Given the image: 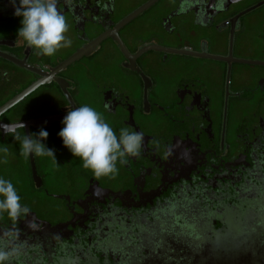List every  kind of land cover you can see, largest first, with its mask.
<instances>
[{"label": "flooded vegetation", "instance_id": "af4514ba", "mask_svg": "<svg viewBox=\"0 0 264 264\" xmlns=\"http://www.w3.org/2000/svg\"><path fill=\"white\" fill-rule=\"evenodd\" d=\"M57 7L71 46L37 56L16 42L22 17L0 0V107L48 82L0 115L9 149L0 177L29 209L16 220L0 214L8 264H264V0ZM83 105L117 136L143 135L115 179L85 170L58 135ZM4 125L21 137L43 127L57 163L24 159Z\"/></svg>", "mask_w": 264, "mask_h": 264}, {"label": "clouds", "instance_id": "9594fccd", "mask_svg": "<svg viewBox=\"0 0 264 264\" xmlns=\"http://www.w3.org/2000/svg\"><path fill=\"white\" fill-rule=\"evenodd\" d=\"M15 15L22 17V27L18 29V39L32 49L37 56H54L60 49L71 46L66 36L69 25L65 15L58 9V0H11ZM58 135L72 155L82 161L85 170L97 177L115 179L119 173L117 163H127L130 156H138L143 143L140 132L121 128L119 136L94 108L83 105L69 109ZM19 127H24L22 123ZM7 135H12L20 144V155L51 157L57 163L55 150L48 148L43 141L49 133L42 127L38 133L19 134L13 125L3 126ZM0 163H7L8 147L0 148ZM0 214L7 213L12 220L27 214L29 209L22 205L21 197L13 183L0 177ZM11 253L0 247V264H8Z\"/></svg>", "mask_w": 264, "mask_h": 264}, {"label": "water", "instance_id": "95a60500", "mask_svg": "<svg viewBox=\"0 0 264 264\" xmlns=\"http://www.w3.org/2000/svg\"><path fill=\"white\" fill-rule=\"evenodd\" d=\"M153 3H149L148 5L144 6L141 10H139L138 12H136L135 14L130 15L126 20H125V24L130 22L131 20H133L135 17H137L141 12L145 11L148 7H150ZM121 25H124V23H122ZM103 39V38H102ZM101 39V40H102ZM88 53H90L89 49H83L79 52H77L74 56H72L71 58H69L65 63L62 64L61 68H65L67 66H69L70 64H72L73 62H75L76 60L80 59L82 56L87 55ZM48 83L47 81H41L38 83L33 84L31 87H29L27 90H25L24 92H22L21 94L17 95L16 97H14L12 100H10L8 103H6L5 105H3L2 107H0V115L5 112L6 110H8L9 108L15 106L16 104H18L20 101H22L23 99H25L32 91H34L36 88H38L40 85ZM56 120V118H52V119H45V120H41L38 122H35V125H50L52 123H54Z\"/></svg>", "mask_w": 264, "mask_h": 264}, {"label": "rangeland", "instance_id": "374dc122", "mask_svg": "<svg viewBox=\"0 0 264 264\" xmlns=\"http://www.w3.org/2000/svg\"><path fill=\"white\" fill-rule=\"evenodd\" d=\"M132 4L130 3V1H126L125 4L123 6H126L124 7L125 10L129 9L128 7H130ZM131 8V7H130Z\"/></svg>", "mask_w": 264, "mask_h": 264}]
</instances>
